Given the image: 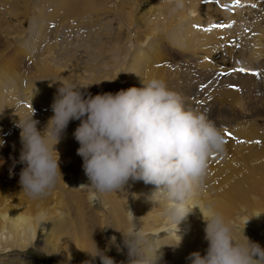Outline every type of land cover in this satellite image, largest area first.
<instances>
[{"label": "rangeland", "instance_id": "rangeland-1", "mask_svg": "<svg viewBox=\"0 0 264 264\" xmlns=\"http://www.w3.org/2000/svg\"><path fill=\"white\" fill-rule=\"evenodd\" d=\"M189 1L182 0L183 12L202 13L204 21L178 11L176 0H0V139L5 141L0 146V225H5L0 264H101L87 251H95L96 244L101 250L108 248L106 254L115 264H127L120 230L135 227L133 220L140 219L146 234L156 227L150 216L157 202H147L139 194L142 184L137 180L130 179L125 189L104 193L99 202L90 199L97 193L87 183L79 189L72 186L83 168L73 135L79 120L69 122L55 145L62 173L55 186L35 199L22 191L19 175L24 164L18 162L22 144L16 123L35 110L37 128L43 132L61 81L85 85L81 91L87 96L141 87L142 78H162L181 94L186 106L221 126L224 149L209 159L203 185L194 193L201 200L264 165V21L256 29L252 22L253 16L264 13V0ZM215 13L220 14L218 22L208 21ZM227 25L235 26L230 30ZM244 47L248 49L242 52ZM242 67L259 70L260 75L239 71ZM225 89L233 92L231 97H226ZM240 150L249 155L238 154ZM259 178L264 181L262 175ZM249 196L259 198L254 191ZM119 206L123 224L114 215ZM261 210L264 216V206ZM240 211L254 218L244 206ZM13 218L23 224L14 225ZM189 218L193 222L194 214ZM145 219L155 226L145 227ZM42 223L47 227L45 236L38 238ZM23 225H32L37 232L26 234V240H14L18 237L14 230ZM72 233L79 234L80 244L65 240ZM113 236L120 250L110 245ZM166 237L161 233L158 245L166 247ZM6 243L12 246L5 248ZM174 251H162L159 264H190L189 254Z\"/></svg>", "mask_w": 264, "mask_h": 264}, {"label": "clouds", "instance_id": "clouds-1", "mask_svg": "<svg viewBox=\"0 0 264 264\" xmlns=\"http://www.w3.org/2000/svg\"><path fill=\"white\" fill-rule=\"evenodd\" d=\"M176 7H182V0H176ZM142 85L85 96L81 91L85 85L61 81L53 115L43 132L37 128L35 110L20 117L16 127L22 144L18 162L24 164L19 175L22 191L35 199L55 186L62 176L55 145L69 122L79 120L73 135L90 181L87 185L97 193L90 199L99 202L104 193L125 189L130 179L143 180L156 186L150 199L157 205L163 203L169 222L179 226L194 207L189 201L203 185L210 157L224 149L223 129L199 109L186 106L181 94L162 78H142ZM4 143L0 139V146ZM197 205L205 221L208 247L203 255L190 253V264H264V247L246 235L247 239L239 238L219 211L205 215ZM207 207L211 209L212 203ZM133 224L127 231L120 230L127 264H159L163 253L158 235L146 234L137 220ZM111 244L120 250L115 236ZM87 251L93 258L98 256L101 264H115L106 254L107 247L101 250L96 245L95 251Z\"/></svg>", "mask_w": 264, "mask_h": 264}, {"label": "bare ground", "instance_id": "bare-ground-1", "mask_svg": "<svg viewBox=\"0 0 264 264\" xmlns=\"http://www.w3.org/2000/svg\"><path fill=\"white\" fill-rule=\"evenodd\" d=\"M156 1H159V0H156ZM190 1L188 3H192ZM193 2H194V0H193ZM187 5H184V7L187 8L188 7ZM200 7H202V6H200ZM203 7H206V6H203ZM258 8L260 11H262V8L259 4H257V9ZM183 9L184 8L180 7V8H178V11H180L181 13H187L188 16L193 18V19L200 20V21L205 20L204 15L202 13H201L202 15L200 13L194 14V12L192 11L193 12L192 13V12H190V10H188L187 12H183ZM214 9H215V7H214ZM233 9H234L233 7H230L229 13L231 11H233ZM215 10H217V9H215ZM219 11L222 12V10H220V9H219ZM224 11H225V9H224ZM215 14H216V16H212L210 19H208V21H210V20H213V21L216 20L217 21L218 19L216 17H219L220 14L219 15L217 13H215ZM230 14L227 13L226 15L229 16ZM263 14L264 13L261 12L259 14V15H261V17L258 14H256V16L252 17L254 29L260 27L261 23L264 21ZM226 15H224V16H226ZM239 15H240V13H239ZM221 18L231 20L234 17H231V19H229V18L223 17V15H222ZM213 21H211V23ZM232 22H234V21L232 20ZM225 23H229V21L228 22L226 21ZM235 24H237V22ZM234 26L235 25L229 26V27H227V29L232 30L231 28H233ZM142 43L144 44L145 42H142ZM251 48H252V51H251L252 53H253V50H254V53L257 51V50H255V48L253 46H251ZM247 49H248V47H244L242 49V52L246 51ZM247 76L249 77L248 74H247ZM227 91L228 90L225 89L226 97L227 96L231 97L233 92H231V91L227 92ZM234 94H235V96L237 95V93L235 91H234ZM38 96H40V95H38ZM40 98L43 99V96L41 95ZM244 132H245V130H244ZM245 140L248 141L249 138H246ZM227 151H229V150L227 149ZM237 153L240 155H249L246 152L241 151V150L238 151ZM258 155H260V153H258ZM208 164H209V162H208ZM232 165L233 164H231V167H232ZM261 175L264 178V165L252 170L251 174H247L243 177H237V179H234L230 183L229 186L224 188L222 191H219V193H216V194H207L206 193V200H201L199 197L195 196V194H194L193 197L191 198V200L189 201V204L191 206H194V207H192V209L189 211V213L180 222L179 226L169 222L168 217L164 213L163 203L160 205L156 204L153 207V211L151 212V216H150L151 220L156 221V227L152 230V232H150V234H156V235H158V237L161 235V233L166 234L167 235L166 238L168 239V241L165 242L167 245L166 247L163 245H160L161 246L160 252L165 251L166 248H168V249H170L171 252H173L174 249H175V251L177 249L179 253L177 251L176 252L179 255H182L184 253L190 254L193 251H200L202 255L206 253V250L208 247V241L204 238L205 237V232H204L205 221L203 220V214L201 212L200 207L198 205L195 206L196 204H199L201 206L205 215L210 214L212 211H219L220 213H222L224 215L226 220H228L232 224L233 229L239 238L247 239V237H248L251 241L257 242L261 245V247H264V216H262L263 212L261 210V206H264V181L263 180L261 181V179L259 178V177H261ZM256 176H258V178ZM137 181H138V183L142 184L141 185V191L139 192V194H142L146 198L147 202L153 201L150 199V196L153 193V191L155 190L156 186L153 184H146L143 182V180H137ZM137 181L135 183H132L133 189H137L135 187V186H137ZM71 182L76 183L75 185H72L76 189L84 187L81 185L83 183H87V184L90 183V181L88 180V177L85 175L83 168H81L78 171V174L76 175L74 180ZM88 186L89 185H87V187ZM207 187L210 190H212L209 187V185H207ZM88 188H90V187H88ZM251 191L257 192V194L259 195V198L258 197L257 198H251L249 196V192H251ZM216 192H218V191H216ZM80 200H82V198ZM209 202H211L213 205V207L211 209L207 207ZM243 202H244V205H243ZM243 206H244L246 211L252 213L254 218L248 219L246 216H244L242 214V212L240 210H242ZM257 209H259V210L257 211ZM254 210H256V211H254ZM121 212H122V207L119 206L118 208L115 209L114 215L117 219V222H119L120 224H123L122 223L123 221L120 222V220L123 219ZM192 214H194V216H195V219L193 222H192L191 218H189V217H191ZM2 216H4V215L2 214ZM140 220H142V219H140ZM140 220H138V222H139L138 226L141 227ZM149 220L145 219V220H143V223H144L145 227L149 226L150 228H153L155 226V224L154 223L148 224ZM15 221H16V219L13 218V219H11L10 222H13L14 225H22L23 224L21 222H17V221L15 222ZM256 221H258V222H256ZM119 223H118V225H119ZM131 225L133 226L134 224H131ZM1 226H2V228H1ZM4 226L0 225V235L2 234V236H4L2 233L4 231L3 230ZM19 227H21V228H19ZM178 227H179V231L177 230ZM46 228L47 227L44 225V223L40 224L39 232L37 235L38 238H40L41 236L42 237L45 236L44 232H45ZM36 232H37V229L35 227H33L32 225L18 226V228H16L14 230V233H16L18 237H16L14 240H26V238L28 237V236H25L26 234H28L29 236H33ZM10 234L12 235L13 233H9L8 235H10ZM245 235L247 237H245ZM181 237H182V239H181ZM7 238H8V236H7ZM180 239H181V241H180ZM65 240H67L69 242L75 241L76 243L74 245L80 244L79 243L80 242V236L77 233H72L71 235H68ZM95 240H96V238H95ZM94 242H96V241H94ZM178 242H179L178 246L171 245V244H177ZM165 243H163V244H165ZM9 245L12 246V244L6 243L5 248H6V246H9ZM70 245H71V243H70ZM69 248L72 249V247H69ZM167 255H168V252H167ZM91 259L95 260V262L97 263L96 257L95 258L91 257Z\"/></svg>", "mask_w": 264, "mask_h": 264}, {"label": "snow or ice", "instance_id": "snow-or-ice-1", "mask_svg": "<svg viewBox=\"0 0 264 264\" xmlns=\"http://www.w3.org/2000/svg\"><path fill=\"white\" fill-rule=\"evenodd\" d=\"M239 2H240V0H234V3H239ZM224 26L225 25H212L211 27H224ZM227 26H231V25H227ZM197 27H199V26H197ZM239 71H241V72H252V74L257 75V76L260 75L259 70H255V69H246V68L242 67V68L239 69ZM229 87H235V86L234 85H230ZM200 103H203V102L201 101ZM225 131H226V135H228L230 137L231 133H228L227 130H225ZM257 142H259V141H257Z\"/></svg>", "mask_w": 264, "mask_h": 264}]
</instances>
